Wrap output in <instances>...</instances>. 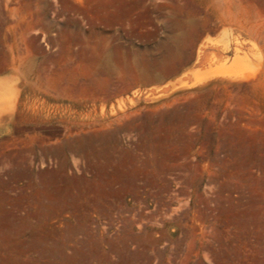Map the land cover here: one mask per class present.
<instances>
[{
    "label": "rangeland",
    "instance_id": "374dc122",
    "mask_svg": "<svg viewBox=\"0 0 264 264\" xmlns=\"http://www.w3.org/2000/svg\"><path fill=\"white\" fill-rule=\"evenodd\" d=\"M29 14L38 70L62 78L14 128L50 157L29 160L36 199L14 184L7 210L65 191L71 213L127 208L6 223L0 263L264 264V0H0L5 40Z\"/></svg>",
    "mask_w": 264,
    "mask_h": 264
},
{
    "label": "crops",
    "instance_id": "0c3cea01",
    "mask_svg": "<svg viewBox=\"0 0 264 264\" xmlns=\"http://www.w3.org/2000/svg\"><path fill=\"white\" fill-rule=\"evenodd\" d=\"M9 27L13 29L12 39L5 40L4 31L0 33V158L4 159L0 162V175H2L0 177V238H5L6 233L10 232V227H7L6 223L100 222L113 216L114 208L125 211L127 205H93L90 206L89 211H86L85 206H78L76 213H71L67 191L64 195H58L60 198L58 203L44 204L43 213L40 215L37 213L35 201L29 202L28 211L22 217L14 218L10 209L7 210L6 192L14 184L27 183L29 198L36 199L38 173L31 167L29 160L50 157L46 150L38 151L37 149L38 142L42 141L38 139H43L42 136L38 137L36 133L16 134L14 128L36 125V111L25 105L34 102L38 89L51 88L54 78H62L61 72L38 70L37 58L32 53L36 42L35 36L32 35L37 28L35 16L29 14L28 19L23 22L19 18L9 23ZM6 89L17 92V97L13 101H1V96L5 94ZM42 92L45 93V91ZM16 143L26 145L23 149L20 146L15 149ZM187 191L191 196L192 188H189L177 191L175 199L180 202L185 201ZM121 215L128 217L126 212ZM35 227L34 225V229Z\"/></svg>",
    "mask_w": 264,
    "mask_h": 264
}]
</instances>
